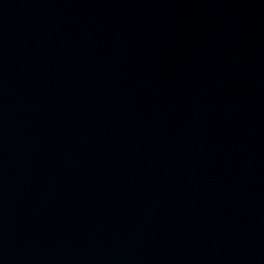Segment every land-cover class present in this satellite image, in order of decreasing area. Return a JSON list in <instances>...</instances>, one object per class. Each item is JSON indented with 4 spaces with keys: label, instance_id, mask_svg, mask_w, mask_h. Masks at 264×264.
<instances>
[{
    "label": "water",
    "instance_id": "water-1",
    "mask_svg": "<svg viewBox=\"0 0 264 264\" xmlns=\"http://www.w3.org/2000/svg\"><path fill=\"white\" fill-rule=\"evenodd\" d=\"M0 264H264V0H0Z\"/></svg>",
    "mask_w": 264,
    "mask_h": 264
}]
</instances>
